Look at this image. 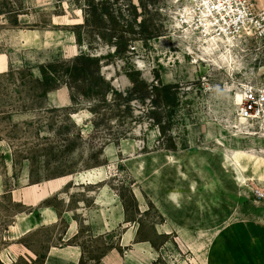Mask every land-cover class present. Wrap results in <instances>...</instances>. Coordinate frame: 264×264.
<instances>
[{"label":"rangeland","instance_id":"1","mask_svg":"<svg viewBox=\"0 0 264 264\" xmlns=\"http://www.w3.org/2000/svg\"><path fill=\"white\" fill-rule=\"evenodd\" d=\"M133 4L162 35L117 51L72 0H0V264H264V137L234 101L264 49L212 39L201 0ZM132 80L158 87L101 101Z\"/></svg>","mask_w":264,"mask_h":264},{"label":"trees","instance_id":"2","mask_svg":"<svg viewBox=\"0 0 264 264\" xmlns=\"http://www.w3.org/2000/svg\"><path fill=\"white\" fill-rule=\"evenodd\" d=\"M63 3V0H58ZM75 5L83 10L84 22L78 24L80 28L85 30L88 35L91 31L96 32V36L105 44L116 45L119 48L127 47L131 42L141 40L148 42L162 35V30L157 28L153 19H142L138 22L137 8L133 4V0H72ZM129 1V2H128ZM78 42L81 41V32H76ZM76 60H86L85 65L89 66V61H99L98 57L92 56L88 52L82 51L76 56ZM88 69V68H87ZM133 87L126 93L110 87L103 94L102 102L110 103L119 101L117 106L125 105L131 107L134 101H144L153 95L154 89L158 85L148 84L145 80H132ZM172 84L161 86V91L165 94L163 103L173 105L176 98H171ZM72 93V87L69 86ZM112 96V99H109ZM113 96L115 98L113 99ZM113 102V103H114ZM158 100L151 101V106H155ZM154 103V104H153Z\"/></svg>","mask_w":264,"mask_h":264},{"label":"built area","instance_id":"3","mask_svg":"<svg viewBox=\"0 0 264 264\" xmlns=\"http://www.w3.org/2000/svg\"><path fill=\"white\" fill-rule=\"evenodd\" d=\"M238 3L239 22H247L243 35H249V42L258 49H264V3L260 0H232ZM237 25H232L235 30ZM244 100L238 106V115L255 125L264 123V80L253 78L242 84Z\"/></svg>","mask_w":264,"mask_h":264},{"label":"bare ground","instance_id":"4","mask_svg":"<svg viewBox=\"0 0 264 264\" xmlns=\"http://www.w3.org/2000/svg\"><path fill=\"white\" fill-rule=\"evenodd\" d=\"M211 1L212 2L215 1V5H213V7L211 6L212 4ZM260 1L262 2V4L264 3V0L263 1L260 0ZM236 4L237 2L232 0H201V5L205 8L203 11L204 15H202V17L205 16L209 18L208 22L205 23L202 21V24L204 26H208L209 24L212 25L213 28L209 30L210 35H213L212 39L219 37L221 34L225 35L228 32V30H230L229 28H226L223 25V23L226 24L227 22V26L229 27L232 26L233 24L237 25L236 28H238L240 25L244 23H247L246 21L239 22L241 21L239 19L240 9L239 6ZM186 18H187V22H191L189 16ZM243 100H244V90L237 92L234 97V101L237 106L242 104ZM238 121L239 123L237 128L241 131V133L250 134V135H262L264 137V123H262L261 125H256L259 127L258 131H253V129H251L253 125L248 120L241 118L238 115Z\"/></svg>","mask_w":264,"mask_h":264},{"label":"crops","instance_id":"5","mask_svg":"<svg viewBox=\"0 0 264 264\" xmlns=\"http://www.w3.org/2000/svg\"><path fill=\"white\" fill-rule=\"evenodd\" d=\"M54 257H55L54 252L50 251V252L48 253V256L46 257V260L44 261L43 264H49V263H50V259H51V258H54ZM32 259H36V258L32 257ZM30 261H31V260H30ZM31 262H32V261H31Z\"/></svg>","mask_w":264,"mask_h":264}]
</instances>
